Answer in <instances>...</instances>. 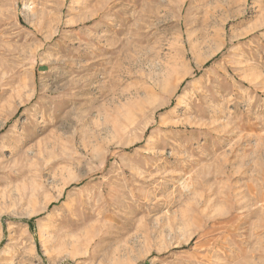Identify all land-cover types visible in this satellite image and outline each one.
Listing matches in <instances>:
<instances>
[{
    "label": "rangeland",
    "instance_id": "obj_1",
    "mask_svg": "<svg viewBox=\"0 0 264 264\" xmlns=\"http://www.w3.org/2000/svg\"><path fill=\"white\" fill-rule=\"evenodd\" d=\"M0 264H264V0H0Z\"/></svg>",
    "mask_w": 264,
    "mask_h": 264
}]
</instances>
